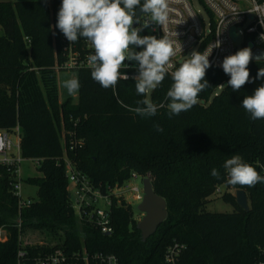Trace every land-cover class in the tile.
<instances>
[{"label": "trees", "instance_id": "obj_1", "mask_svg": "<svg viewBox=\"0 0 264 264\" xmlns=\"http://www.w3.org/2000/svg\"><path fill=\"white\" fill-rule=\"evenodd\" d=\"M61 4L0 0V130L18 126L21 155L41 159L39 175L25 179L37 187L36 197L26 206H20L13 192L12 173L0 164V228L5 233L0 264H36V258L55 248L70 256L82 246L87 253H112L118 264H163L175 243L182 245L178 264L264 263V183L230 185L224 168L227 159L240 155L264 177V119L253 120L242 108L243 99L264 85V78L256 79L264 61H250V81L237 91L222 69H207L209 86L198 94V102L171 117L167 92L173 81L167 74L148 93L151 102L163 105L154 116L130 110L146 99L137 94L134 79L121 78L105 89L92 79L91 68L76 71L77 102H59L54 53L59 48ZM68 131L80 145L68 148ZM64 156L102 193L133 172L148 176L153 191L165 199L166 219L142 241L131 206L111 196L112 231L100 232L74 212ZM212 169L219 178L210 175ZM220 185L244 190L249 209L243 210L225 193L222 198L233 206L231 212L204 211ZM24 228L63 236L54 245H23ZM19 250L24 251L22 257Z\"/></svg>", "mask_w": 264, "mask_h": 264}, {"label": "clouds", "instance_id": "obj_2", "mask_svg": "<svg viewBox=\"0 0 264 264\" xmlns=\"http://www.w3.org/2000/svg\"><path fill=\"white\" fill-rule=\"evenodd\" d=\"M151 16V22L163 25L168 19V0H62L58 11L56 27L69 42H76L78 38H86L94 48V54L88 56L91 77L103 88L115 87L119 79L128 80L126 74L120 71L125 66L124 61L138 62V75L135 80L137 94L146 95L155 89L165 79L171 59L180 50L168 36L157 39L155 36L139 35L141 28H134V23H140L136 18V8ZM147 24L142 25L147 26ZM144 46L142 51L136 52L130 46ZM219 41L214 47H219ZM210 53L193 51L190 58L171 72L173 81L167 92L169 116L187 112L198 102V94L209 86L205 80L206 70L210 67ZM252 59L250 47H245L233 55L223 59L222 69L230 76L228 85L234 91L239 90L250 81L248 65ZM260 57H257L259 60ZM264 78V68L257 72L256 79ZM203 81V83H202ZM77 79L64 82V87L71 95L79 88ZM139 105L130 109L141 116H154L157 105L149 99L138 101ZM242 108L250 113L251 119H264V85L256 88L253 95L246 96L242 101ZM161 130L162 129H158ZM0 142V147H2ZM224 168L228 173L230 185L253 187L257 183H264V177L240 155H233L227 159ZM211 176L219 178V172L212 169Z\"/></svg>", "mask_w": 264, "mask_h": 264}, {"label": "built area", "instance_id": "obj_3", "mask_svg": "<svg viewBox=\"0 0 264 264\" xmlns=\"http://www.w3.org/2000/svg\"><path fill=\"white\" fill-rule=\"evenodd\" d=\"M203 6L207 14V20L201 16L198 9L193 7V0H168V19L163 25L151 22L149 14L141 13L140 23L134 28H141L144 36H155L157 39L168 36L180 49L176 56L172 57V67L167 75L178 68L185 60L190 58V54L195 50L201 53L208 52L210 67L222 69L223 59L235 54L238 50L236 43L240 40V45L245 48L251 46V51L260 49L264 51V0H197ZM147 26H143L147 24ZM234 28L235 38L230 30ZM219 41L220 46L214 47ZM59 48H55V71L75 70L90 68L88 56L94 54L91 43L83 37L78 38L74 43L69 42L61 31L58 34ZM144 47V46H143ZM251 61V60H250ZM125 66L120 70L129 78L138 75V65L134 66L124 61ZM208 68V69H209ZM136 69V71H131ZM223 70V69H222ZM123 79V78H122ZM221 85L218 86L220 88ZM69 135L68 148L72 149L81 144V140L75 137L73 131L67 132ZM15 137V141L12 140ZM0 164L7 167L12 173V189L19 198L20 206H26L30 198H22L20 195L19 166L22 160H29L35 166L39 165L40 158H24L20 152V129L15 126L11 131L0 130ZM66 175L70 184L74 188L75 204L72 203L74 212L79 218L86 217L94 223V226L102 233H110L112 225L110 222L111 196H118L115 190L125 188L132 196L133 200L140 202L142 189L137 185L122 183L120 186L111 188L107 193H102L95 188L88 178L74 169L71 162L63 157ZM143 176L131 173V179ZM126 183V182H125ZM100 200L104 207H98ZM1 232H4L0 228ZM5 233H3V239ZM1 239V238H0ZM182 245L173 244L168 248L165 262L163 264H178L176 256ZM24 255L23 250L18 251V256ZM81 262H78V261ZM36 264H118L117 257L112 253L93 252L87 253L84 246L80 251L70 256L61 248H55L44 257L35 259ZM257 264H264L257 262Z\"/></svg>", "mask_w": 264, "mask_h": 264}, {"label": "rangeland", "instance_id": "obj_4", "mask_svg": "<svg viewBox=\"0 0 264 264\" xmlns=\"http://www.w3.org/2000/svg\"><path fill=\"white\" fill-rule=\"evenodd\" d=\"M193 7L195 9H198L201 16L204 18V20H207L208 16L205 13L203 6L198 2L197 0H193ZM139 35L141 37L144 36L143 31L141 30L139 32ZM238 50L243 49V47L240 45V40L236 43ZM134 51L139 52L143 50V46H135L132 45L130 46ZM126 62L131 63L134 66L138 65L137 61H129L125 60ZM70 79H77V74L75 70H60L56 72V81H57V88H58V101L63 102L65 99H69L71 104H75L77 102V91L73 94H69L67 89L64 87V82L66 80ZM220 88H217L215 93L219 92ZM149 93V92H148ZM148 93L146 94V99H148ZM210 101V100H209ZM201 104L204 106L208 104L207 102H201ZM64 135V130H61L60 132V138L61 141L63 139ZM12 140L15 141V137L12 136ZM39 175V172L37 171L36 166L29 160L25 159L20 162L19 166V178L21 179L20 181V195L22 198H35L36 197V191L37 187L35 185L27 184L25 182V179L27 177L31 176H37ZM146 176V175H145ZM143 176V177H145ZM128 180V179H127ZM124 181V185L129 183V185H137L139 189H142V179L140 177H137L135 179H131L129 182ZM126 182V183H125ZM122 185V184H121ZM264 185V184H263ZM120 186V185H119ZM116 187V185L114 186ZM113 187V188H114ZM115 193L120 199H123L127 204L131 206V211H132V219L135 220V224H137L141 217L142 213L138 211L137 205L139 201L133 200L131 194L125 189H119L115 190ZM235 191L236 189L227 187L225 185H220L217 190L207 199V202L203 206L204 211L208 212H231L233 210V206L224 201L222 198V195L225 193L232 194L235 197ZM69 194H70V199L72 203L75 204V196H74V188L72 184L69 183ZM98 207L103 208L104 203L100 200L98 202ZM248 205H249V200H248ZM3 233L1 232L0 235V240H3ZM63 234L58 233L57 235H53L52 233L46 231V230H38V229H31V228H24L22 231V234L20 236V239L22 240L23 245H54L56 243V239L61 237L62 238Z\"/></svg>", "mask_w": 264, "mask_h": 264}, {"label": "water", "instance_id": "obj_5", "mask_svg": "<svg viewBox=\"0 0 264 264\" xmlns=\"http://www.w3.org/2000/svg\"><path fill=\"white\" fill-rule=\"evenodd\" d=\"M142 11L139 8L136 9V18L139 19ZM137 23L133 24L135 27ZM230 33L235 38L234 28H231ZM249 47H251L249 45ZM260 57L257 60V57ZM251 61H264V51L260 49H254L252 51ZM264 187V185H263ZM236 204L243 210H248V200L244 190L237 189L235 191ZM138 211L142 213L140 221L136 224V228L139 230L140 238L145 241L151 236L157 229V227L166 219V202L165 199L157 195L152 188L150 178L145 176L142 178V198L137 205Z\"/></svg>", "mask_w": 264, "mask_h": 264}]
</instances>
